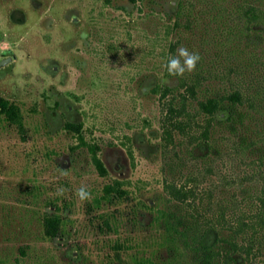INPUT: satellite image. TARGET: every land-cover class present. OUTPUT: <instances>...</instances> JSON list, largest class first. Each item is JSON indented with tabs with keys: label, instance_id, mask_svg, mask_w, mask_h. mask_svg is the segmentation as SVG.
<instances>
[{
	"label": "rangeland",
	"instance_id": "374dc122",
	"mask_svg": "<svg viewBox=\"0 0 264 264\" xmlns=\"http://www.w3.org/2000/svg\"><path fill=\"white\" fill-rule=\"evenodd\" d=\"M260 13L264 0H0V61L10 58L0 101L18 116L0 110V264H120L115 250L121 264H195L164 237L169 213L191 212L165 180L195 190L192 214L206 220L202 242L216 243L219 264H264V138L253 137L264 116L246 99L264 91L254 89L264 78V18L251 19ZM181 46L201 59L168 76L162 61ZM237 89L240 123H221L229 108L211 122L198 113V101ZM168 115L191 126H169L166 154ZM195 122L208 141L193 139ZM235 133L257 146L236 155ZM170 160L176 169L162 171ZM81 185L89 200L77 197Z\"/></svg>",
	"mask_w": 264,
	"mask_h": 264
},
{
	"label": "trees",
	"instance_id": "16d2710c",
	"mask_svg": "<svg viewBox=\"0 0 264 264\" xmlns=\"http://www.w3.org/2000/svg\"><path fill=\"white\" fill-rule=\"evenodd\" d=\"M252 16H253L251 17L252 20H257V19L264 18V13H260L258 15L254 14ZM258 71L259 70L257 67L256 72ZM256 80H257V83H256L257 87L254 86V89L257 90L260 87H262L264 90V78L261 79V78H258L257 76ZM199 81L200 80L198 79V76H196V81L194 82V84L188 87V90H190L191 93L194 91V88L197 85H199ZM246 99L247 100L249 99L247 101L248 111H252V112L254 111V113L257 112V114L264 116V91H263L262 96H260L259 93H256L254 96L250 94L249 96H246ZM244 100L245 99H243V95H241L240 91L237 89L229 94L223 95L222 97L216 98L214 96H210L206 100L198 101L197 111L198 113H203L207 117V122H211V119L214 118L213 117L214 112L218 110V108L221 110H223L224 108L225 109L229 108L228 110H226L227 113L224 115L223 119L221 120V123L226 124V125L228 123H234V122L240 123L242 119L248 115V113L246 112L243 113L240 110H238V112L236 111L237 108L243 106ZM0 106H1L0 110L2 111L3 114L8 115L9 117H14V118L18 117L14 108L10 107L6 109V104L2 100L0 101ZM250 117L252 118L254 116L252 115ZM256 121L262 123L264 122V117L263 118L258 117L256 118ZM187 122L188 121L180 122L178 119L173 120L169 115L165 117V120H164L165 125H163L164 128H163V136H162L163 143L162 144H163V148L166 154L169 150L168 144L171 142V139H172V136L170 135L171 133L170 129L172 128L180 132H184L186 129L185 128L186 126H191V124L187 125L186 124ZM195 123H196V126L198 128H202L203 131L201 133L198 132L197 134L191 133V136L193 137V139L196 140L198 138H201L203 141H208L207 140L208 130L206 128L207 124L203 126L202 124H199L197 122ZM71 125L72 124H70L69 127H73ZM169 126H171V128ZM233 136H237L236 138H239V143H236L235 145H233V146H236V148H234L236 155H241L242 151L251 150L257 146L256 142L252 140L251 137L247 138L243 135H238L237 133L233 134ZM253 137L263 139L264 138V127H262L260 130H256V132H254ZM257 159L258 160H256V162L260 163L258 167L260 166L264 167V153L263 155H260ZM176 167H177L176 163L170 160V162H165V167L162 168V171L171 173L176 169ZM206 169L207 171L210 170L209 167H206ZM262 174L264 176V169H263ZM190 181L192 182V180ZM262 182H263L262 183L263 187L259 188V191L256 193V196H255V198L261 203L259 213L262 212L261 207L264 206V178ZM117 184L113 187H108V190L118 191L119 186ZM163 186H164L166 193L169 195V197L174 198L177 203L185 204L187 208L191 209V212L190 210L187 212L188 218H186L185 215L180 216L174 213H169L167 216V219L164 220L163 232H164V237H166L168 244L171 247H173V245H176L177 247L181 245L183 247V251H185L184 255L186 256V253H187L193 259L195 264H219L218 259H220V257L218 253L220 252L219 251L215 252L216 243H213L211 245H205L202 242V236L204 233V230L202 227H205V223L207 222L206 220L203 221L202 217L197 214L198 212L196 210L198 206L195 205L194 202L192 203L191 201V198L196 197L195 190L191 189L190 187H187V185H182V186L177 187L171 181L168 182V180L164 181ZM192 211L197 212L196 215L192 214ZM260 216L258 214L256 217L263 222L264 218H261ZM221 217H224V215H221ZM59 222L60 220L56 216L46 219L45 221L46 232L48 231L49 235L51 236L54 235L56 233ZM258 223L260 224V221H258ZM104 224L108 226L107 223L104 222ZM238 225L241 231H243L244 226H246L244 224V220H241ZM260 228H262V226H260ZM233 246L235 245L232 244V247ZM115 251L117 253L116 260L121 264L119 251L117 250ZM223 264H226V262H224Z\"/></svg>",
	"mask_w": 264,
	"mask_h": 264
},
{
	"label": "clouds",
	"instance_id": "9594fccd",
	"mask_svg": "<svg viewBox=\"0 0 264 264\" xmlns=\"http://www.w3.org/2000/svg\"><path fill=\"white\" fill-rule=\"evenodd\" d=\"M86 38V35H85ZM201 59L198 52H190L186 47H179L175 55H169L162 61V67L166 70L168 76L179 77L183 76L186 72L191 73L195 71L198 61ZM167 83V79L162 80ZM61 176H67V172H61ZM65 189L58 187L56 194L64 195ZM76 195L81 201L89 200L91 193L85 185H81L76 189Z\"/></svg>",
	"mask_w": 264,
	"mask_h": 264
},
{
	"label": "water",
	"instance_id": "95a60500",
	"mask_svg": "<svg viewBox=\"0 0 264 264\" xmlns=\"http://www.w3.org/2000/svg\"><path fill=\"white\" fill-rule=\"evenodd\" d=\"M10 60V58H6L0 61V66L5 64L6 62H8Z\"/></svg>",
	"mask_w": 264,
	"mask_h": 264
}]
</instances>
